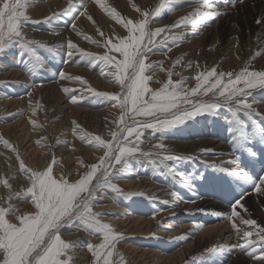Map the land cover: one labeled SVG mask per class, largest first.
<instances>
[{
  "label": "rangeland",
  "instance_id": "374dc122",
  "mask_svg": "<svg viewBox=\"0 0 264 264\" xmlns=\"http://www.w3.org/2000/svg\"><path fill=\"white\" fill-rule=\"evenodd\" d=\"M49 1L51 0H28L26 14L31 18V21L37 22H26L22 28L27 40L38 41L49 47L56 46L55 52H49L37 46L38 54L45 61V68L30 73L27 70V55H22V50L18 45L7 49L4 54H0V207L9 209L6 218L9 222L16 224L19 223L18 217L35 215L38 212L27 191L32 187L31 172H43L51 167L55 179L59 180L63 177L70 183L76 182L91 170V165L99 164L100 158L105 156L106 149L89 143L88 138L100 136L106 142L114 143L111 133L124 127L118 123L122 114V109L117 106L118 102L97 97L88 90L90 87L96 92L122 93L121 86L115 82L112 76L108 75L111 66L100 61L93 62L88 58H82L79 53L69 59L65 55L67 41L72 40L86 52L95 55L107 53L120 60L122 57L118 53L114 51L108 53L103 45L109 40L118 44L122 38L129 35L127 28L124 27L125 22L128 20L138 22L144 18L143 12H153L162 2V0H71L74 7L70 12L66 11L69 9V0H60L57 6L47 7L41 13L39 7L46 3L49 4ZM243 2L249 5L248 13L233 17L230 26L229 24H219L220 21L218 22L215 18L206 21L205 26H198L196 29H193L191 25H179L171 28L182 17L194 11L198 6L197 0H172L166 8L161 10L159 15L150 16L148 18L149 29L154 31L157 28H165L166 31L156 38L157 46L145 60L146 64L152 65L145 73L151 77L148 81L149 87L154 90L160 89L164 83L171 79L173 82L182 81V86L190 90L196 87L198 81L195 77L199 73H206L214 67L217 73L231 72L233 76L248 67L249 71H264V65L256 68L254 65L264 63V5H262L264 0H215L220 11L231 4L242 6ZM112 10H115L119 19L109 14ZM45 12L47 13L45 14ZM81 12L84 14L81 15ZM242 16H246V18ZM49 17H52L51 22L45 23L44 21ZM258 20L262 24L257 23ZM73 24L76 26L75 30L72 27ZM228 32L229 34H227ZM179 34H183V40L173 42L169 39L162 44L159 43L165 35L171 37ZM85 37L91 39H85ZM232 39L234 40L232 41ZM92 41H96V43ZM259 43H263V46L261 47ZM257 55H261V57L255 58ZM70 67L72 68L70 69ZM59 72L66 73V77H82L88 83L85 85L80 81L68 78L63 80L60 78ZM67 79L69 83H67ZM214 79L215 77L211 78V80ZM228 79L225 76L223 83H227ZM238 87H243V85H238ZM64 89H68V91H64ZM202 91L203 89H201ZM218 91L219 89L214 90V92ZM248 91L250 94L247 97V102L253 104L256 111L264 116V87L258 86ZM214 92L197 95L192 99L213 101L216 99ZM60 93L58 99L57 95ZM55 96L57 97L55 98ZM23 98L25 102L22 100ZM73 98H78L75 103L71 102ZM237 99L243 98L237 97ZM71 106L80 111L72 112ZM99 110L103 112L102 115L94 114L100 112ZM106 112L110 114L107 115ZM238 115L241 119L247 120L244 112H239ZM231 118L232 114L228 108L221 107L216 110V114H201L162 132H154L152 129L143 131L139 144L141 152H153L161 155L176 154L191 157V159L178 162L169 161V166L174 170L173 174H169L166 169H158L150 163L152 159H159V156L133 159L119 173L113 171V175H118V178L112 182L116 184L119 192L107 188L96 193L95 199L91 202L92 213L99 214L97 218L102 223L111 225L113 231L120 235L111 257L113 264H121V258L123 264H175L176 262V264H261L259 260L249 254L254 250H242L237 246L243 243V240L242 237L236 235L233 227L227 233V235H231L229 238H225V234H219L214 239L197 242V237L201 233L199 229L203 227L207 219L209 221L222 216L228 217L227 211L231 209L232 215L233 208L237 209V215L232 216L230 220L235 221L237 227L239 226L242 231L258 232L256 226L239 223L238 217L244 211L245 214L253 216H249V219H256L257 225L264 226V186H261V191L258 192L251 180L239 179L221 170L222 168L243 170L253 180L264 177V136L260 134V124H256L252 129L249 121L248 131L252 142L246 148L235 150L233 148V133L229 131L230 125L227 123V120ZM125 119L132 123L129 117H125ZM136 119L143 121L150 118L137 117ZM257 120L264 123L261 117H257ZM193 124L197 127L195 128ZM128 139L135 141L134 136ZM4 141H7L8 144L5 145ZM215 142L218 144L216 145ZM161 143L165 145L164 149L156 147ZM222 147L224 149L228 147L229 151L225 152L220 149ZM206 148L207 151H205ZM212 148L215 150L213 151ZM218 149L224 153L218 152ZM71 155L74 156L72 159ZM139 155L140 153H137V156ZM21 162H23V168ZM235 167L237 168L235 169ZM114 168L119 169L120 165H114ZM25 169H30L31 172L25 171ZM175 173H183L184 178L175 175ZM99 174L98 171L97 176ZM188 177L192 178L188 179V183L185 184L183 180ZM126 181H128L127 185ZM95 183L94 179L93 185ZM133 184L134 188L129 186ZM138 185L139 190L136 188ZM125 188L133 193H129ZM173 192L177 193V196L174 197ZM83 195L86 196L87 193ZM259 200H261V205ZM192 205L194 207H191ZM244 208L245 210H243ZM137 219L149 223L138 227L124 223V221L130 222ZM63 227L59 231L61 239L73 245L68 250L67 257L63 258L70 257L69 264H97V258L94 255L95 249L90 250L88 245L98 246L101 244L103 242L102 233L84 228L80 221ZM252 239L257 240L258 237L254 235ZM191 243L193 244L190 249L188 245ZM195 244L196 246H194ZM131 247H134L137 252L129 249ZM182 247L184 249H181ZM258 247L259 245H257ZM210 248H218V250L210 252L208 251ZM181 250L184 252L183 258L176 256L169 263V258L166 257L173 256ZM142 252H147L142 256L143 258L138 256ZM226 254L229 256L227 257ZM185 255L187 256L185 257Z\"/></svg>",
  "mask_w": 264,
  "mask_h": 264
},
{
  "label": "snow or ice",
  "instance_id": "6c2138e0",
  "mask_svg": "<svg viewBox=\"0 0 264 264\" xmlns=\"http://www.w3.org/2000/svg\"><path fill=\"white\" fill-rule=\"evenodd\" d=\"M172 0H162L153 12H143V19L138 22L128 20L124 23L129 35L122 38L118 44L112 43L110 40L103 46L108 53L116 52L122 59L117 60L114 55L103 54L95 55L86 52L80 48L72 40L67 41L66 56L71 59L74 54L79 53L82 58H88L90 61H100L105 65L111 66L108 75L112 76L116 83L121 86L122 93L108 94L96 92L89 87V91L97 97L111 99L118 102L117 106L122 109L119 124L124 125L118 131L111 133L114 143H108L100 136H91L88 142L95 146L106 149L105 156L100 158L99 164L91 165L88 171L81 179L70 183L61 177L59 180L52 175V168L48 167L43 172H31L30 169L25 171L31 172L32 187L27 191L31 195L32 201L38 212L35 215L18 217L19 223H11L6 218L9 209L0 207V264H69L70 257H67L68 250L73 245L66 243L61 239L59 231L65 225H72L76 221H80L84 228L92 229L95 232L102 233L103 242L98 246L88 245L90 250L95 249L94 255L97 258V264H113L111 257L115 251V246L120 235L113 231L111 225L102 223L99 214H93L91 202L95 199L96 193L111 188L119 192L116 184L112 181L118 178L114 176L113 171L119 173L129 165L131 160H139L140 157L159 156V159H152L150 163L159 168L166 169L169 174H173V168L169 166V161H182L191 159V157L180 156L176 154H158L153 152H141L139 144L145 129H152L154 132H162L166 129L173 128L186 120L192 119L201 114H216V110L221 107H227L232 114V118L227 120L230 125L229 131L233 133V148L237 151L246 148L252 139L249 135V121L252 129L256 124H260V134L264 136V123L257 120L264 116L257 112L253 104L247 102L250 94L249 89L256 87H264V71H249L247 68L241 70L233 76V73H217L216 68H212L206 73H199L195 79L198 81L196 87L190 90L182 86V81L173 82L171 79L164 83L160 89H151L148 81L150 76L145 75L152 65L146 64L145 60L153 53V49L157 46L156 38L166 31L165 28H157L154 31L148 28L149 17L157 16L161 10L166 8ZM198 6L193 12L182 17L177 24L191 25L193 29L198 26H205V22L218 18L225 14L222 13L215 3V0H197ZM28 0H0V54H4L7 49L13 46H19L22 55H27L28 71L35 72L38 69L45 68V61L37 52V46L44 48L49 52H55L56 46L49 47L46 44L34 40H27L22 28L31 18L26 14ZM72 5L69 0V9ZM139 11V9H137ZM86 11V6H85ZM81 15L84 12L80 13ZM114 18L119 19L115 10L109 13ZM91 19V17H89ZM52 17L46 18L45 23H50ZM261 23V21H257ZM75 30V24L72 25ZM170 30V29H168ZM79 34V33H78ZM85 39H91L85 37ZM181 41L184 39L183 34L165 35L159 43L167 40ZM96 43V41H92ZM171 51V49H169ZM179 63V61H178ZM61 79L68 78L80 81L87 85V81L79 76H67L63 72L59 73ZM227 76L228 82L223 83L224 77ZM215 77L214 80H211ZM243 87H238V85ZM201 89L203 91L201 92ZM219 89L218 92L214 90ZM68 91V89H64ZM214 92L216 97L213 101L193 100L192 97L197 95H207ZM147 96V98H145ZM242 97L243 99H237ZM222 98V99H221ZM73 103L76 99L73 98ZM239 112H244L247 120L241 119ZM125 117H129L132 123H129ZM137 117H146L143 121L137 120ZM119 136V139H117ZM135 137V141L129 140V137ZM84 139V137H81ZM127 141V143H125ZM7 145L8 142L4 141ZM156 147L164 149L163 143ZM207 151V150H205ZM137 153H140L137 156ZM255 155V153H253ZM114 165H120L119 169H115ZM215 167V165H213ZM23 168V162H21ZM222 171L229 173L239 179L246 181L251 180L256 191H261L264 186V177L253 180L247 172L243 170H230L222 168ZM99 171V176L97 172ZM175 175L184 178L183 173H175ZM185 178L183 182L188 183ZM96 183L93 185V180ZM87 193L86 196L83 194ZM175 197L177 193L173 192ZM224 215V214H219ZM237 215L236 209L233 208L232 216ZM243 224L256 226L258 232L242 231L235 222L232 227L235 229L236 235L242 237L243 243L237 245L242 250L252 249L249 252L254 259L264 264V226L257 225L254 219H242ZM256 235L257 240L252 237ZM257 245L259 247L257 248ZM218 248H210L208 251L215 252ZM121 264L123 259L121 258Z\"/></svg>",
  "mask_w": 264,
  "mask_h": 264
},
{
  "label": "bare ground",
  "instance_id": "6f19581e",
  "mask_svg": "<svg viewBox=\"0 0 264 264\" xmlns=\"http://www.w3.org/2000/svg\"><path fill=\"white\" fill-rule=\"evenodd\" d=\"M52 1V0H51ZM51 1H49L50 3L49 4H43L42 6H40L39 7V9H40V11H41V13L44 11V9H46L47 7H49V8H51L52 6H54V5H58L59 3H60V0H53L52 2ZM83 1V0H82ZM221 2H225V1H221ZM242 4H244V2L242 3ZM262 5H264L263 3H262ZM63 7V6H62ZM93 7V6H92ZM91 7V8H92ZM263 8V7H262ZM55 9H57V8H55ZM222 9V8H221ZM59 10H60V8H59ZM223 10V9H222ZM248 10H249V5L246 3V4H244V5H242V6H239L238 7V5H236V4H231V5H229V6H226L225 7V9L223 10V11H221L222 13H225V14H223V15H221V16H219L218 18H216V20L219 22V24H221V25H227V24H229V26L231 25L230 24V22L232 21V19H233V17H235V16H237V17H239V14H244V13H248ZM260 10V9H259ZM49 11H50V9H49ZM48 11V12H49ZM77 11V10H76ZM71 12V11H70ZM91 12H93V11H91ZM253 12V11H252ZM257 12V11H256ZM255 12V13H256ZM47 12H45V14H46ZM52 13V12H51ZM77 13V12H76ZM75 13V14H76ZM87 13H88V11H87ZM99 13V12H98ZM109 13V12H108ZM181 13V12H180ZM250 13V12H249ZM254 13V12H253ZM259 13V12H258ZM261 13V12H260ZM259 13V14H260ZM43 15V14H42ZM246 15V14H245ZM248 15V14H247ZM264 15V14H263ZM45 16V15H44ZM71 16V15H70ZM69 16V17H70ZM260 16V15H259ZM68 17V16H67ZM72 17V16H71ZM110 17V16H109ZM108 17V18H109ZM181 17V16H180ZM243 17V16H242ZM245 18H246V16H244ZM243 17V18H244ZM247 17H249V16H247ZM79 20V19H78ZM81 20V19H80ZM83 20V19H82ZM87 20V19H86ZM106 20V19H105ZM109 20H111V19H109ZM240 20V19H239ZM236 21V20H235ZM94 22V21H93ZM104 22V21H103ZM263 22V21H262ZM96 23V22H95ZM234 23V22H233ZM247 23V22H246ZM264 23V22H263ZM262 24V23H261ZM260 24V25H261ZM91 25V24H90ZM101 26V25H100ZM116 26H117V24H116ZM262 26V25H261ZM80 27V26H79ZM82 27H83V25H82ZM86 27V26H85ZM90 27V26H89ZM95 27V26H94ZM227 27V26H226ZM96 28V27H95ZM111 28V27H110ZM223 28V27H222ZM228 28V27H227ZM236 28V27H235ZM80 29V28H79ZM78 29V30H79ZM225 29V28H224ZM110 30V29H109ZM112 30V29H111ZM232 30V29H231ZM100 31V30H99ZM105 31V30H104ZM239 31V30H238ZM253 31V30H252ZM264 31V30H263ZM240 32V31H239ZM126 33V32H125ZM129 33V32H128ZM227 34H229V32L227 33ZM63 35H65V34H63ZM212 35V34H211ZM260 35H262V34H260ZM213 36V35H212ZM220 36V35H219ZM239 37V36H238ZM243 37V36H242ZM78 38V37H77ZM209 38V37H208ZM223 38V37H222ZM263 38V37H262ZM74 39V38H73ZM203 40H204V38H202ZM207 39V38H206ZM218 39H220V38H218ZM235 39V38H234ZM234 39H232V41L234 40ZM77 40V39H76ZM224 40V39H223ZM236 40V39H235ZM245 40V39H244ZM251 40V39H250ZM231 41V42H232ZM237 42H238V40H236ZM235 41V42H236ZM221 42H222V39H221ZM230 42V41H229ZM230 42V43H231ZM234 42V43H235ZM241 42V41H240ZM247 42V41H246ZM199 44V43H198ZM235 45V44H234ZM233 45V46H234ZM239 45V44H238ZM198 46V45H197ZM247 46V45H246ZM250 46V45H249ZM248 47V46H247ZM264 47V46H263ZM227 48V47H226ZM201 49V48H200ZM235 49V51H236V48H234ZM233 49V50H234ZM244 49H245V47H244ZM243 49V50H244ZM237 52V51H236ZM241 52H243V51H241ZM230 53H231V50H230ZM232 53H234V52H232ZM15 54V53H14ZM241 54V53H240ZM240 54H239V57H240ZM245 55V54H244ZM242 56V55H241ZM219 57V56H218ZM218 59V58H217ZM234 59V58H233ZM11 60V59H10ZM255 61V60H254ZM236 62V61H235ZM260 62H262V61H260ZM238 63V62H237ZM75 64V63H74ZM232 64V63H231ZM76 65V64H75ZM241 66H242V64H240ZM8 68V67H7ZM72 67H70V69H71ZM69 69V70H70ZM79 70H81L80 68H79ZM66 71H68L67 69L65 70V72ZM71 71V70H70ZM73 72V71H72ZM80 72V71H79ZM81 72H82V70H81ZM60 73V72H59ZM67 73V72H66ZM65 73V74H66ZM15 74V73H14ZM83 74V73H82ZM19 75V74H18ZM8 76V75H7ZM41 79V78H40ZM54 80V79H53ZM64 80V79H63ZM62 81V80H61ZM108 81V80H107ZM65 82V81H64ZM109 82V81H108ZM63 83V82H62ZM67 83H69V81H68V79H67ZM71 83V82H70ZM64 85V84H63ZM23 86V85H22ZM40 86V85H39ZM65 86V85H64ZM36 87V86H35ZM61 87V86H60ZM59 87V88H60ZM63 87V86H62ZM105 87V86H104ZM107 87V86H106ZM105 87V88H106ZM117 87V86H116ZM25 88V87H24ZM50 88V87H49ZM36 89V88H35ZM56 89V88H55ZM110 89V88H109ZM20 90V89H19ZM26 90V89H25ZM28 90V89H27ZM31 91V90H30ZM54 91V90H53ZM58 91H61V90H58ZM15 92H16V90H15ZM50 92V91H49ZM31 93H33V92H31ZM29 94V93H28ZM49 95V94H48ZM56 95V94H55ZM61 95V93L59 94V95H57L58 96V99H59V96ZM51 96V95H50ZM57 96H55V98L57 97ZM19 98V97H18ZM17 98V99H18ZM32 98V97H31ZM49 98V97H48ZM16 99V100H17ZM60 99H61V97H60ZM64 99V98H63ZM78 99V98H77ZM76 99V100H77ZM15 100V99H14ZM19 100H20V98H19ZM23 101H24V98L22 99ZM73 100V99H72ZM72 100H71V102H72ZM18 101V100H17ZM27 101V100H26ZM58 101V100H57ZM20 102V101H19ZM18 102V103H19ZM25 102V101H24ZM23 102V103H24ZM63 102V101H62ZM66 102V101H65ZM14 103H17V102H14ZM29 104V103H28ZM57 104V103H56ZM78 104V103H77ZM261 105H262V103H261ZM263 105H264V103H263ZM22 106V105H21ZM68 106V105H67ZM66 107V106H65ZM3 108V107H2ZM61 108V107H60ZM109 108V107H108ZM26 109V108H25ZM62 109V108H61ZM107 109V108H106ZM70 110L73 112H79L80 110H78V108H74V107H70ZM103 111H104V109H102ZM120 110V109H119ZM100 111V110H99ZM29 112V111H28ZM96 112V111H95ZM1 113V112H0ZM71 113V112H70ZM94 114H100V115H102L103 114V112L102 111H100V112H96V113H94ZM106 114L107 115H109L110 113H108V112H106ZM71 115V114H70ZM106 115V116H107ZM23 116V115H22ZM33 116V115H32ZM103 117V116H102ZM100 118V117H99ZM99 118L97 119V121L99 120ZM106 118V117H105ZM104 118V119H105ZM110 118H111V116H110ZM225 118V117H224ZM28 120V119H27ZM29 121V120H28ZM18 124V123H17ZM21 124V123H20ZM46 124V123H45ZM96 124V123H95ZM21 126V125H20ZM11 127V126H10ZM15 127V126H14ZM13 127V128H14ZM100 127V126H99ZM3 128V127H2ZM7 128V127H6ZM9 128V127H8ZM97 128V127H96ZM194 128V127H193ZM29 130V129H28ZM192 130V129H191ZM48 131V130H47ZM19 132V131H18ZM26 132V131H25ZM40 132V131H39ZM22 135V134H21ZM76 136V135H75ZM25 137H26V135H25ZM220 137V136H219ZM29 138V137H28ZM217 139V138H216ZM179 141V140H178ZM204 141V140H203ZM216 141V140H215ZM207 143V142H206ZM73 144V143H72ZM199 144V143H198ZM204 144V143H203ZM215 144H216V142H215ZM218 144V143H217ZM216 144V145H217ZM220 144V143H219ZM28 145V144H27ZM147 145V144H146ZM222 145V144H221ZM218 146H220V145H218ZM217 146V147H218ZM148 147V146H147ZM197 147V146H196ZM36 148H37V146H36ZM193 148H194V144H193ZM62 149V148H61ZM60 149V150H61ZM72 149V148H71ZM84 149V148H83ZM205 149V148H204ZM220 149H223L225 152L226 151H229V149H228V147H227V149H224L223 147L222 148H220ZM34 150H35V148H34ZM101 150V149H100ZM203 150V149H202ZM206 150H207V148H206ZM212 150H213V148H212ZM215 150V149H214ZM213 150V151H214ZM217 150V149H216ZM224 151H222V150H220L219 151V149H218V152H220V153H224ZM37 152V151H36ZM42 152V151H41ZM66 152V151H65ZM99 152V151H98ZM212 152V151H211ZM216 152V151H215ZM28 153V152H27ZM213 153V152H212ZM34 154H35V152H34ZM42 154V153H41ZM220 155V154H219ZM0 156H1V154H0ZM228 156V155H227ZM72 157H74V156H70V158L72 159ZM219 158H220V156H218ZM226 157V156H225ZM34 158V157H33ZM39 158H40V156H39ZM43 158V157H42ZM217 158V157H216ZM68 159V158H67ZM214 159V158H213ZM224 159V158H223ZM6 160V159H5ZM44 160V159H43ZM227 160V159H226ZM213 161V160H212ZM219 161H221V160H219ZM228 161V160H227ZM231 161V160H230ZM1 162H3V161H1ZM43 162V161H42ZM216 162V161H215ZM225 162V161H224ZM34 163V162H33ZM76 163V162H75ZM230 163H233V162H230ZM40 164V163H39ZM223 164V163H222ZM234 164H236V163H234ZM28 165V164H27ZM37 165V164H36ZM7 166V165H6ZM227 166V165H226ZM237 166V165H236ZM1 167V166H0ZM37 167V166H36ZM60 167V166H59ZM3 168V167H2ZM11 168V167H10ZM43 168V167H42ZM237 167H235V169H236ZM36 169V168H35ZM59 169V168H58ZM239 169V168H238ZM135 172V171H134ZM10 173V172H9ZM26 175V174H25ZM30 175V174H29ZM9 176V175H8ZM23 178V177H22ZM31 178V177H30ZM23 180H25V179H23ZM27 180V179H26ZM128 180V179H127ZM134 180V179H133ZM138 180V179H137ZM129 181H132V180H129ZM142 181V180H141ZM127 182L128 181H126V185H127ZM133 182V181H132ZM137 182V181H136ZM152 183V182H151ZM129 184H131L130 182H129ZM136 184V183H135ZM142 184V183H141ZM141 184H139V185H141ZM147 184V183H146ZM137 185V184H136ZM135 185V186H136ZM139 185L136 187V188H138L139 187ZM143 185V184H142ZM125 186V185H124ZM129 186H132L133 188H134V184L133 185H129ZM145 186V185H144ZM143 186V187H144ZM151 187V186H150ZM129 188V187H128ZM126 189V188H125ZM127 190V189H126ZM132 190V189H131ZM138 190H139V188H138ZM165 190V189H164ZM128 191V190H127ZM135 191V190H134ZM161 191V190H160ZM129 192V191H128ZM131 192V191H130ZM129 192V193H130ZM131 193H133V192H131ZM159 193V192H158ZM260 194V193H259ZM5 195V194H4ZM157 195V194H156ZM258 195V194H257ZM163 196V195H162ZM165 196V195H164ZM247 196V195H246ZM258 198V197H257ZM110 199V198H109ZM171 199H173V198H171ZM260 199V198H259ZM260 201L261 200H259V203H260ZM15 202V201H14ZM206 202V201H205ZM255 202H257V201H255ZM254 202V203H255ZM32 203V202H31ZM204 203V202H203ZM241 203V202H240ZM197 204V203H196ZM258 204V203H257ZM222 205V204H221ZM259 205V204H258ZM260 205H261V203H260ZM185 206V205H184ZM200 206V205H199ZM202 206V205H201ZM208 206V205H207ZM241 206V205H240ZM191 207H194L193 205L191 206ZM212 207V206H211ZM220 207V206H219ZM221 207H223V205L221 206ZM237 207V206H236ZM259 207H261V206H259ZM183 208H185V207H183ZM207 208V207H206ZM225 208V207H224ZM179 209V208H178ZM188 209H189V207H188ZM223 209V208H222ZM239 209V208H238ZM254 209V208H253ZM190 210V209H189ZM214 210V209H213ZM219 210V209H218ZM237 210V209H236ZM243 210H245V208L243 209ZM118 211V210H117ZM257 212V211H256ZM213 213V212H212ZM239 213V212H238ZM247 213V212H246ZM241 215L238 217L239 218V223L241 224V225H245V224H243V222H242V219H249L248 217L249 216H251L250 214H245V211H244V213L243 212H241L240 213ZM115 215V214H114ZM208 215V214H207ZM254 215V214H253ZM135 216V215H134ZM165 216V215H164ZM222 216V215H221ZM220 216V217H221ZM227 216H231V209H229L228 211H227ZM160 217V216H159ZM158 217V218H159ZM173 217V216H172ZM181 217V216H180ZM179 217V218H180ZM251 217H253V216H251ZM115 218V217H114ZM125 218V217H124ZM127 218V217H126ZM178 218V217H177ZM118 219V218H117ZM139 219V218H138ZM131 220L130 222L129 221H124V223H127V224H129V225H132V226H140V225H142V226H145L147 223H149V222H144V221H142V219L141 220ZM162 219V218H161ZM173 219H174V217H173ZM181 219H182V217H181ZM234 219V218H233ZM113 220V219H112ZM127 220H129V219H127ZM147 220V219H146ZM256 220V219H255ZM149 221V220H148ZM202 221V220H201ZM119 222V225H120V220L118 221ZM154 222V221H153ZM160 222V221H159ZM174 222V221H173ZM187 222V221H186ZM185 222V223H186ZM233 222V220H230V219H228L227 217H225V216H222L221 218H219V219H213V220H209L208 221V219L205 221V223H204V225H203V227L202 228H200L199 230L201 231V233L199 234L198 232H200V231H198L197 232V236H198V234H199V236L197 237V242H203L204 240H209V239H214V237L216 236V235H219V234H221V235H223V234H225V238H229V236H231V235H227V233L228 232H230L231 231V227H232V223ZM235 222V221H234ZM237 222V221H236ZM124 223H122V224H124ZM181 223V222H180ZM238 223V224H239ZM155 224V223H154ZM177 224V223H176ZM176 224H174V225H176ZM179 224V223H178ZM177 224V225H178ZM196 224V223H195ZM198 225H200V224H198ZM202 225V224H201ZM167 226V225H166ZM196 226H197V224H196ZM181 227V226H180ZM239 227V226H238ZM242 227H244V226H242ZM64 228V227H63ZM134 228V227H133ZM182 228V227H181ZM192 228H194V227H192ZM199 228V227H198ZM245 228V227H244ZM163 229V228H162ZM179 229V228H178ZM188 229V228H187ZM186 229V230H187ZM190 230V229H189ZM233 230V229H232ZM134 231V230H133ZM180 231V230H179ZM188 231V230H187ZM191 231V230H190ZM197 231V230H196ZM195 232V231H194ZM175 233V232H174ZM177 233V232H176ZM192 233V232H191ZM71 234V233H70ZM168 234H169V232H168ZM179 234V233H178ZM175 235V234H174ZM187 235H188V232H187ZM190 235H192V234H190ZM74 236H75V234H74ZM185 237V236H184ZM193 237V236H192ZM189 240V239H188ZM219 240V239H218ZM239 240V239H238ZM191 241V240H190ZM228 242H231V241H228ZM232 243V242H231ZM192 244L193 243H191V244H189L188 245V247L191 249L192 248ZM205 244V243H204ZM227 244V243H226ZM214 245V244H213ZM223 245V244H222ZM232 245V244H231ZM125 246H126V244H125ZM194 246H196V244L194 245ZM225 246V245H224ZM199 248V247H198ZM125 249V248H124ZM129 249H131L132 251H135V252H137V250H135V248L133 247H131V248H129ZM177 249H179V248H177ZM181 249H184L183 247L181 248ZM197 249V248H196ZM180 250V249H179ZM189 250V249H188ZM190 252V251H189ZM189 252H187L188 254H189ZM210 253V252H209ZM145 254H147V252H142V253H140L138 256L139 257H142L143 255H145ZM183 254H184V252H183V250H181V252L179 251V252H177V253H175L173 256L172 255H170V256H167L166 258H169L168 259V262L170 263L171 262V260H173V258L174 257H176V256H178L179 258H183ZM216 254V253H215ZM223 254V253H222ZM187 255H185V257H186ZM226 256L228 257L229 255H227L226 254ZM85 257H87V256H85ZM159 257V256H158ZM196 257V256H195ZM143 258V257H142ZM176 261V260H175ZM174 262V261H173ZM179 262V261H178ZM177 263V262H176ZM175 263V264H176ZM200 263V262H199Z\"/></svg>",
  "mask_w": 264,
  "mask_h": 264
}]
</instances>
